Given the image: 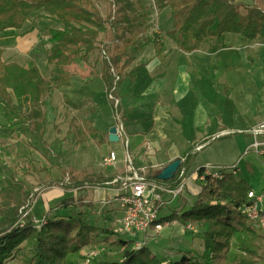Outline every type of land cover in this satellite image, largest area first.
<instances>
[{
    "label": "trees",
    "instance_id": "trees-1",
    "mask_svg": "<svg viewBox=\"0 0 264 264\" xmlns=\"http://www.w3.org/2000/svg\"><path fill=\"white\" fill-rule=\"evenodd\" d=\"M109 2L112 12L102 17L94 0H0V31L21 29L38 10L62 27L43 30L51 44L46 56L51 76H46L34 60L26 67L3 61L5 49L0 47V105L9 132H15V121H26V131L43 138L47 123L46 99L54 91L70 85L68 67L76 60L89 63L91 54L99 47L101 34L104 37L100 72L107 94H114L125 76L134 75L135 69L127 73L124 70L136 60L146 43L138 39L149 22L145 0ZM152 2L158 12L170 10L173 29L165 32L164 37L186 53L200 49L203 44H209L210 52L226 48V38L231 35L247 41L264 38V0H250L247 4L236 0ZM151 42L155 57L164 60V40L154 36ZM63 101L70 108L81 106L67 96ZM112 106L114 111L113 102ZM119 108V105L115 107ZM126 113L121 117L125 118ZM65 138L75 144L90 140L102 144L108 135L89 121L73 116ZM191 158L189 154L186 167ZM6 169L4 165L0 167L1 172ZM62 173L70 181L68 188L83 185L84 181L90 182L89 186L105 185L112 179L88 176L73 168ZM80 175H84L83 179ZM176 176L177 173L165 181L172 182ZM251 189L246 180L233 172L221 179L207 177L190 209L180 214L172 212L160 220L181 221L185 228L188 224L191 226L188 229L198 227L203 238L202 254L189 249L183 250L178 259L164 260L145 243L136 247L135 239L89 222L85 209L91 208V200L65 199L58 210L45 214V224L34 225L26 219L22 226H17L19 210L30 199V191L12 171L0 179V264H264V232L243 211L249 203L247 194ZM63 208L68 213L62 212Z\"/></svg>",
    "mask_w": 264,
    "mask_h": 264
},
{
    "label": "crops",
    "instance_id": "crops-1",
    "mask_svg": "<svg viewBox=\"0 0 264 264\" xmlns=\"http://www.w3.org/2000/svg\"><path fill=\"white\" fill-rule=\"evenodd\" d=\"M94 5L97 6L95 2ZM169 12L170 10L167 11L165 16V18L167 19H171ZM41 14L45 16L43 15L41 16ZM37 17L39 18L36 21L35 18ZM34 21L35 24H37L36 26L37 29L52 27L51 24H49L50 18L46 17V14L42 10H38L32 13L30 18L24 23L21 29H14V28H10V29L16 30L17 33L19 31V34L23 35L26 38L27 37L31 38V41L33 42V46H35L36 44L42 43V40H38L37 38L38 36L37 29L30 32L31 36H26L24 34L25 30H29L28 27H30L29 25H31V22ZM38 22L41 23L38 24ZM41 24L43 25L41 26ZM61 28L62 27H59L58 29ZM10 29L2 30L0 34ZM172 29L173 26H170L166 29H161L162 32H160L159 30V32L162 33V36L158 35V37H161L164 40L165 45L166 43H169L170 40L164 37V33ZM238 38L242 42L239 47L238 46L231 47L232 44L226 42L228 47L219 49L215 52H210L209 46L207 48L202 46L200 49L187 54L189 56H192V54L201 53V54H205L206 56H209L208 59L201 60L195 63L194 65L195 68L203 62H211L212 58L215 60V62L219 63L220 61H222L221 63L223 65L230 67L231 65L230 66L226 65V61H224V59H221V56L224 53L241 52L243 55V53L245 52L243 48L245 46L241 47V45H247V47H253L255 51H256L255 48L258 45H264V38L261 37H258L254 41H247V40L242 41L243 39L238 35H233L229 37V39L232 41L233 39H238ZM246 41L248 43H246ZM151 43L152 42L150 41L149 44L148 43L145 44L143 49L147 48ZM2 48L5 49L2 55L3 61L7 60V62H17L19 64V62L16 61V57H18V51L15 49V47L11 46L6 48L3 46ZM5 54L7 55V57L4 58L3 56ZM92 58H93V54L89 59V63ZM246 58L247 56L245 57V59ZM258 58H256L253 61H257ZM249 59L252 60V57ZM34 61L37 63L36 59ZM260 61L264 62V56L260 59ZM92 62L93 65L96 64L95 61ZM147 63H149V61L145 60L144 53L140 52V56H138L136 60L130 64V65L133 64V66L129 67L130 66L129 65L128 66L129 70L128 67L126 68L127 71L126 69L124 70L125 73H127L131 69H135V71L137 70L135 78L130 79L129 85L122 94L118 92L119 87H120L119 90H122V86H121L122 83L119 84L115 90V96L119 100V106L123 116H124V112L127 111V113L125 114V118L123 119L129 138V152L132 156L133 164L135 166H146L148 168V174L152 177H156L158 171L164 168L171 161L179 158L183 159L189 154L194 156L195 153L198 152L196 151L193 154L196 147L199 146L201 147L199 151L211 147L212 150L216 153V155L224 156L225 153H228L229 146L227 145L226 140H224L223 138L229 135V134L226 135L225 132L230 131L232 129L225 127L223 118L221 116L223 112H221L218 106L213 105V101L210 100L211 95H209L208 93L204 95V97L206 98L205 102L193 101L189 103V105H191L190 107L189 105L186 106V111H187L186 113H188L189 116L187 118V123L183 124L182 118L180 117L182 105H180L179 101L175 100V97H177L175 93L177 90L179 91L182 87L180 84V80L184 81L185 83L186 79L189 76L183 72L182 68H180V71L176 73L169 81L167 78H164V74H162L165 73L166 70H162V72H154L146 68ZM213 63H211L210 65L213 66L214 65ZM99 64L100 67L101 63L99 62ZM20 65L24 67L27 66L24 64H20ZM70 67H68V70H70L69 69ZM98 70H99L98 76L97 74L91 75L90 73L86 75H81V74L77 75L71 72L70 85L64 86L59 90L54 91V93L50 98H48V100L49 102H51L52 105L51 100L55 98L57 94H60V99H62L61 102L63 103H64L63 101L64 96H67L74 103L80 102L81 106L79 108H72V109H76L79 112L85 113L87 116L83 120L89 121L91 125L94 128H96L98 131L102 133H106L108 135L110 127L115 125L114 116L112 115V113L110 117H108V120L105 123H102L100 120L97 121L96 117H94L96 115V112L98 111L99 103L97 102L95 93L93 92V86L98 85L99 88H103V90H105L106 92L105 84L102 80V76L100 72L101 69L98 68ZM139 73L144 76L142 79L138 77ZM191 73L195 75V72L191 71ZM215 73L216 75H218V71H215ZM223 76L224 75L219 76L218 79L219 80L221 79L225 83L227 81H225V78ZM152 85H158V87L153 89L152 92H149L148 90L152 88ZM82 89L84 90L83 92L81 91ZM137 89L139 90V92H137ZM155 91H158L159 93L154 95L153 92ZM84 100L92 101L93 103L92 109H87L85 107H82V101ZM45 110L47 114V123L45 127V133L43 138L41 139V142L50 150L52 155L55 157V153L53 149H51V146L53 145V143L58 142L57 140H59V142L62 143L61 145L63 150L61 152L62 155L69 156V160L71 161L64 162L60 157L59 160L61 161V163L60 161H57L59 162V164L53 163L51 164V168L50 169L46 168V170L44 169L45 167H42L41 170L43 171H40L39 173H16L15 169H9L4 164V166L7 167L5 171H9V173H4L5 172L4 171L3 172L4 176H8L12 171H14L16 174V178L24 181L26 187L30 188V195L35 187L37 186L44 187V191L39 196L43 195L44 209L46 210V212H43L41 216L45 215L49 211L51 212V210H54L53 213L56 210H58L56 208L60 207L61 204L60 198H63V200L65 199L68 200L71 198L73 200H77L81 198L84 199L85 201L91 200L92 202L91 208L85 209L88 212L89 222L101 228H114L115 224L119 225L118 220L122 217V211L118 201L114 197L117 186L106 185V184L105 185L92 184L93 186L90 185V188H87L84 185L90 184V182L84 181V184L78 186L76 190L67 189L65 187V184L70 183V181L67 180L66 178L67 176L65 177L62 171L68 168H73L77 172H84L88 176L112 178L115 175L121 173L122 170L121 164L124 156L122 143L119 140L117 142H111L109 141V139H107V141L103 142L102 144H98L97 141L95 140H90L83 144H75L72 140L65 138L67 130L69 128V123H68V128L66 129L64 134H62L61 130L57 128L56 133L55 134L53 133L54 140L50 142L47 137V128H49L50 126L49 124L53 123L54 120L53 119L50 120V116L48 114L47 108H45ZM0 117L3 120V122L1 121L2 123L0 125L5 126L3 130H6L7 129L6 126H8L9 124L8 122L5 121V119H3V111H1ZM263 119L264 116L257 123L261 122ZM257 123L253 124L252 127L255 126ZM13 124L16 123L14 122ZM25 124H26L25 127L20 124L15 125L14 127L15 129H18L19 127L25 129L28 127L27 122ZM233 130L239 131V129L237 128H234ZM247 130H245L246 132L244 133H248ZM9 133L13 134L14 132H9ZM20 133L22 135L23 134L26 135L28 137V140L32 141V145H34L33 139L36 137V135H33L28 131L20 132ZM249 135L251 136V134ZM4 141H7L5 137L2 138L0 142V146ZM251 142L252 141H250L249 144H251ZM6 144L9 145V142L7 141ZM249 144L247 143L246 145H244V148L240 153V154L243 153L242 159L244 160L246 156L250 153L254 154L258 159V155H256L251 150H248L246 152V149L249 147ZM146 145L150 146L152 150L147 152L145 148ZM102 146H108L106 151L102 152L101 150ZM21 147L23 148V150L26 149L30 154V150L24 147L23 144H21ZM34 148H35L34 150H37L35 145ZM111 149L117 152V156L119 159L117 168L107 167L102 164V158ZM52 155L46 156L47 160L50 162H52L54 159ZM256 158L253 159L255 164H253V162L251 161L252 159L244 161L245 171L248 173L249 172L252 173V176H255V170L257 167L259 169H262V163L261 162L258 163ZM186 160L187 159L183 160V163H181L180 167L176 171L177 173L176 179L172 182L166 181L167 184H175L181 179L185 181L184 190L179 195V199H181L182 202L181 203L179 202L177 208L174 211L179 214L182 213V211L188 210L187 208L186 209L183 208V205H185L184 199L186 200L188 199V201L190 202L192 201L191 204L188 203L190 205L189 209L191 208L193 202L195 201L196 196L199 193L202 186V182L199 179H195V171L197 170L198 167L205 165L202 163L196 164L194 168L190 167V169H194V170L189 174V176L185 175V173L183 175H180V171H181L180 169H183V167H185V172H186L187 169L185 165ZM221 164H224V162L217 161V162H212V164L210 163L209 165L225 166ZM54 167H56L57 169V171L55 172H53ZM240 172L241 170L238 167V169L235 171L236 177L246 180L249 183V185L252 187V189H254L253 188L254 180L251 181L249 178L245 176H240L239 175ZM83 177L84 175H80V178L83 179ZM258 183L259 184L261 183V179H259ZM254 190L256 191V189ZM39 196L36 195L35 197L37 198ZM35 197L34 200L36 199ZM51 197H52V201L55 198L59 200V203L56 202L57 201L56 200L50 205L48 203V200L51 199ZM32 212L33 209L31 208L30 214L34 216ZM162 217H164V215ZM174 222L178 223V221H173L169 223H171V225H174L175 224ZM105 223L106 224L109 223V225H106ZM167 234L169 239H171L172 237L171 231L168 232ZM180 256L181 254L178 253L174 256V258L178 259ZM161 258L163 259V257ZM166 260H169V258H166Z\"/></svg>",
    "mask_w": 264,
    "mask_h": 264
},
{
    "label": "rangeland",
    "instance_id": "rangeland-1",
    "mask_svg": "<svg viewBox=\"0 0 264 264\" xmlns=\"http://www.w3.org/2000/svg\"><path fill=\"white\" fill-rule=\"evenodd\" d=\"M236 1H240L246 4L250 3V0ZM94 2L97 5L96 7L102 17L111 14L112 6L109 0H94ZM145 7L149 13V22L148 26L140 32V37L138 39L143 42L146 41L145 44H149L154 36H162V33H160L162 32L161 29H166L170 26H173V21L171 16V19L165 18L166 13L167 11H169V9L166 8L161 12L156 11L153 6L152 0H145ZM240 11L241 13H244V7H241ZM42 15L43 14H41V16ZM38 18L39 17L35 18L36 21L38 20ZM39 23L41 22H38V24ZM56 23V21L50 18L49 24H51L52 28L58 29L59 27H61ZM42 25L43 24H41V26ZM29 26V30H25L24 33L26 36H31L30 32L37 29V24H35V21L31 22V25ZM43 30L44 28L37 29V38L38 40H42V43L36 44L35 46H33L31 38H26L23 35H20L19 31L17 33L16 30L13 29L7 30L6 32L0 34V46H4L6 48L11 46L15 47V49L18 51V57H16V61H18L19 64L27 65L30 60L36 59V64L39 69L46 76H51L50 68L47 67L45 60L47 54L49 53L51 44L47 41L45 37L46 35H44ZM103 37V34L99 36V47L94 51L93 58L91 59L90 63L86 64L85 62L78 59L74 62L76 65L73 63V66L71 65V67L69 68L70 72L77 75H86L90 73L91 75L97 74L98 76V68L101 69V66L99 67V62L101 63V58H103V53L101 51L103 47ZM229 37L230 36L226 38V42L232 44L231 47H239L242 43L239 38L233 39L232 41L229 39ZM246 43L248 42L246 41ZM208 45L209 44H203L202 46L207 48ZM241 47H244L243 50L245 52L243 53V55L241 52H226L221 56V59H224V61H226V65H231L230 67L223 65L221 63L222 61H220L219 63L215 62V60L212 58L211 62H203L199 64L196 67L198 71L194 66L195 63L201 60H206L209 56L201 53H196L192 54V56H189L187 53L178 49L177 46H175L171 41H169V43H166L165 45L166 56L164 60H159L155 57L154 47L152 43L147 48L142 49L141 52L144 53L145 60L149 61V63L146 64V68L154 72H162V70H166V72L162 74H164V78H167L169 81L176 73L180 71V68H182L183 72L189 76L186 79L185 83L184 81L180 80V84L182 87L175 93V95L177 96L175 97V100L179 101L180 105H182L180 117L182 118L183 124L187 123V118L189 116V114L186 113V106L193 101L205 102L206 98L204 97V95L208 93L209 95H211L210 100L213 101V105L218 106L221 112H223L221 116L223 118L225 127L232 129L230 131H236L233 130L234 128H237L240 131V133H231L223 138L224 140H226V143L229 146V152L225 153L224 156L216 155L211 147L196 152L197 154L195 153V155L191 158L190 165L187 167L185 175L189 176V174L194 170L190 169V167L194 168L196 164L200 163L208 165L210 163L212 164V162L223 161L224 164L221 165L233 166L234 164H237V166L241 170L239 175L245 176L251 181L254 180L253 188L256 189V191H259L264 183V155L258 156L257 159L254 154L250 153L243 160V153H240L242 152L244 145H246L247 143L249 144L250 141L253 140L252 135L250 136L248 133H244L246 132L245 130L253 128L254 126L252 127V125L257 123L264 116V62L260 61V59L264 56V45H258L255 48L256 51L253 49V47H247V45H241ZM138 56H140V54ZM246 56L247 58L245 59ZM3 57L5 58L7 57V55L5 54ZM107 57L108 56L106 55V58ZM251 57L252 60L249 59ZM256 58H258L257 61H253ZM92 61H95L96 64L93 65ZM5 62H7V60ZM211 63H213L214 65L211 66ZM132 66L133 64L129 67ZM191 71L195 72V75L192 74ZM215 71H218V75H216ZM136 72L137 70L134 72L133 76L125 77L121 80L120 84L122 83V90H119L120 87L118 88V92L120 94L125 91L130 83V79L135 78ZM222 75H224L223 77L227 82L224 83L221 79H218V77ZM138 77L142 79L144 76L139 73ZM158 85H152V88L148 91L152 92V90L158 87ZM81 91L83 92L84 90L82 89ZM93 92L95 93L96 100L99 103L98 111L96 112V115L94 117H96L97 121L100 120L102 123H105L108 120V117H110L111 113L113 116L115 115V112L113 111L112 101L110 100V97H108V94L106 95L105 90H103V88H99L98 85L93 86ZM137 92H139L138 89ZM158 93V91L153 92L154 95ZM51 101L52 105L51 102H49L48 98L45 102V108H47L50 120H54L53 123L49 124V128H47V137L50 142L54 140V134L56 133L57 128L61 130L62 134L65 133L66 129L68 128V123L73 115L78 116L81 120L85 119V117L87 116L85 113L67 107L63 102H61L62 99H60V94H57V96ZM92 104V101H82V107H85L87 109H92ZM190 106L191 105H189V107ZM1 111H3V109L0 105V113ZM118 113L120 115H123L120 108L118 110ZM1 117L0 124L3 122ZM15 123L16 124H14L13 127L18 124L24 127L26 125V121H15ZM4 127L5 126L0 125V142L2 138L5 137L9 142V145L6 144L7 141H4L0 146V167L5 164L9 169H15L16 173H39L40 171H43L41 170L42 167H45L44 169L46 170V168L50 169L51 164L53 163L59 164V162L57 161H60V157L64 162L71 161L69 160V156L62 155V143L59 142V140L57 141L60 144L58 142H55L51 146V149H53L55 153L54 157L50 150L41 142V139H39L37 136H34L35 138L33 139L34 145L37 148V150H34L35 148L34 145H32V141H29L26 135H22L20 133L25 132L26 128L23 129L19 127L18 129H15L14 127L15 132L12 134L8 131L9 126H6V130H3ZM21 144H23L24 147L30 150V154L26 149L23 150ZM107 148L108 146H102V152L106 151ZM47 155H52V157L54 158L52 162L47 160ZM254 158L257 159L258 163H262V169H259L257 167L255 170V176H252V173H248L245 171L244 161L252 159L251 161L253 162V164H255V162L253 161ZM55 171H57L56 167H54L53 172ZM2 173L3 172L0 171V179L4 176V173H9V171H5L3 174ZM259 179H261L260 184L258 183ZM28 189L30 191V188ZM163 199L170 200L171 197L169 194H164ZM56 200L57 199L54 198V200L52 201L51 197V199L48 200V203L51 205ZM62 200L63 198H60V203H62ZM32 201L34 202L32 204V214H34V216L40 217L43 212H46V210L44 209L43 195L37 197L35 200L33 198ZM56 202L59 203V200H57ZM179 202L181 203L182 200L179 199V197L175 198L168 205H165V207L159 212V215L165 216L174 212ZM184 202L185 205H183V208L189 209V204H191L192 201L190 202L188 201V199H184ZM262 209L264 210V203L262 205ZM66 210L65 208H63L62 212H66ZM106 225H109V223H107ZM182 225L183 223L181 221H178V223H175L174 225L164 226L156 236L143 237V234L139 233L134 237H124L133 238L138 242L145 241V245L147 246V248L150 249L155 255L163 257V259L169 258L170 260H173L175 259L174 256L176 254H182L183 250L189 249H192L198 254H202L203 238L200 229L198 227H195L194 229H188ZM115 227H119V225L115 224ZM170 231L172 233L171 239H169L167 234Z\"/></svg>",
    "mask_w": 264,
    "mask_h": 264
},
{
    "label": "built area",
    "instance_id": "built-area-1",
    "mask_svg": "<svg viewBox=\"0 0 264 264\" xmlns=\"http://www.w3.org/2000/svg\"><path fill=\"white\" fill-rule=\"evenodd\" d=\"M109 97L114 101V108L117 107L118 99L114 98L111 93ZM114 112L116 134L118 140L122 143L124 156L121 164V173L115 175L110 181L105 183L106 185L117 186L114 197L118 201L122 211V217L118 220L119 227H114L113 229L115 232L129 237H134L138 233L146 235L157 234L164 226L171 225L168 221L160 222L162 216L159 215V212L165 205H168L172 200L179 197L184 190L185 181L181 179L175 184H167L164 180L150 176L146 166H135L128 150L129 138L124 121L118 110L115 109ZM248 132L253 136L248 150H251L258 156L264 155V119ZM145 148L147 152L152 150L148 145ZM199 148L200 146L196 147L195 150ZM118 163L117 152L113 149L109 150L102 158V164L107 167L117 168ZM237 169V164L233 166L202 165L195 171V179H199L203 186L207 177L221 179L224 174L229 172L235 173ZM180 170V175H183L185 167ZM84 186L90 188L89 184H85ZM42 192V189L39 190L36 187L33 189L30 199L19 210L20 218L16 223L17 226H22L26 219H29L34 225L38 226L47 222L46 215L36 217L30 214L32 204L34 203L31 199L36 195L39 196ZM164 194H169L171 199L164 200ZM247 196L249 203L244 206L243 211L255 227L264 232V215L259 212L264 202V185L259 191L251 189ZM186 228H191V226L188 224ZM139 246L140 244L136 243V247ZM91 254H95V252Z\"/></svg>",
    "mask_w": 264,
    "mask_h": 264
},
{
    "label": "water",
    "instance_id": "water-1",
    "mask_svg": "<svg viewBox=\"0 0 264 264\" xmlns=\"http://www.w3.org/2000/svg\"><path fill=\"white\" fill-rule=\"evenodd\" d=\"M108 139L111 142H117L118 136L116 135V127L112 126L108 132ZM180 165V159H175L162 168L159 173L156 175V178L159 180H168L174 177L175 172L177 171Z\"/></svg>",
    "mask_w": 264,
    "mask_h": 264
},
{
    "label": "bare ground",
    "instance_id": "bare-ground-1",
    "mask_svg": "<svg viewBox=\"0 0 264 264\" xmlns=\"http://www.w3.org/2000/svg\"><path fill=\"white\" fill-rule=\"evenodd\" d=\"M114 98H116V99H118L114 94H111ZM108 97H109V94H108ZM110 100L113 102V105H114V101L110 98ZM119 101V100H118ZM119 105V102H118V104H117V106ZM114 110H115V108H114ZM122 118V117H121ZM122 120L124 121V119L122 118ZM260 123V122H259ZM125 124V123H124ZM115 126V125H114ZM250 130V129H249ZM249 130H247V132L249 131ZM236 132H240V131H227V133H225L226 135L227 134H231V133H236ZM249 133V132H248ZM250 134V133H249ZM117 135V134H116ZM253 137V136H252ZM201 149V147L198 149V150H195L194 152H193V154L196 152V151H199ZM128 150H129V148H128ZM248 151V148L246 149V152ZM259 156H262V155H259ZM180 159V158H179ZM185 159H187V156L186 157H184L183 159H180V164L181 163H183V160H185ZM158 173H159V171H158ZM70 183H67V184H65V187L67 188V189H73V190H76V188H78V186L77 187H74V188H68V186H66V185H69ZM62 187V186H61ZM37 189H42L43 191H44V187L43 186H37L36 187ZM264 203V202H263ZM263 205V204H262ZM260 212V214H262V215H264V210L262 209V206H261V210L259 211ZM139 234V233H138ZM156 234H150V235H146V234H143V237H146V236H155ZM136 243H139L140 245L142 244V242H138V241H136ZM144 243V242H143ZM136 245V244H135Z\"/></svg>",
    "mask_w": 264,
    "mask_h": 264
}]
</instances>
